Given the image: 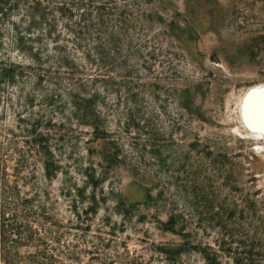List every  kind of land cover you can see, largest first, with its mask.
<instances>
[{
  "label": "rangeland",
  "instance_id": "rangeland-1",
  "mask_svg": "<svg viewBox=\"0 0 264 264\" xmlns=\"http://www.w3.org/2000/svg\"><path fill=\"white\" fill-rule=\"evenodd\" d=\"M141 8L154 70L140 76V87L122 72L88 79L86 91H98L100 105H79V112L40 105L41 87L25 71L15 85L0 83V120L50 129L60 169L52 180L40 163L35 170L55 221H76V209L88 210L95 197L90 236L114 232L119 245L155 264H165L158 249L176 248L182 234L227 256L243 253L245 264H264V141L251 136L241 114L247 90L264 85V0H142ZM9 28L0 21V67L31 66ZM33 90L35 105H25ZM95 123L105 139L94 138ZM104 155L113 162L96 167L97 177L105 168L112 173L93 187L85 171ZM172 214L180 215L175 233L167 230ZM91 257L83 254L80 264H100ZM181 260L202 262L197 254Z\"/></svg>",
  "mask_w": 264,
  "mask_h": 264
},
{
  "label": "trees",
  "instance_id": "trees-1",
  "mask_svg": "<svg viewBox=\"0 0 264 264\" xmlns=\"http://www.w3.org/2000/svg\"><path fill=\"white\" fill-rule=\"evenodd\" d=\"M141 1L0 0V21L10 25L8 34L14 45L32 61L29 67L1 65L0 83L15 85L25 71L32 72L43 93L40 105H75L79 112L85 108L81 105H100V93L86 91L88 79H113L112 75L122 72L132 78L130 83L140 87V76L154 70ZM17 16L20 22L14 20ZM101 82L105 86L110 83L105 79ZM36 96L33 90L23 102L35 105ZM90 126L95 139L108 135L99 124ZM50 137V129L41 122L24 121L9 127L0 120V264H80L85 253L100 264H155L154 257L146 260L131 253L126 244L119 245L114 232L99 229L98 235L90 236V215L97 213L95 197L88 210L76 209V221L68 225L50 215L36 188L35 170V162L40 163L45 177L52 180L60 169ZM112 158L104 155L102 161L85 171L93 187L104 183L112 173L105 168L101 178L97 177L96 167L109 166ZM179 217L170 216L167 230L177 232ZM185 226L183 219L182 231ZM182 235L184 242L176 248L158 249L165 258L160 261L186 264L181 260L184 255L197 254L202 259L200 264H227L222 249L191 244L192 235ZM82 244L89 245L91 251H82ZM23 248L26 255L21 254ZM230 256L232 264H245L243 253Z\"/></svg>",
  "mask_w": 264,
  "mask_h": 264
},
{
  "label": "bare ground",
  "instance_id": "bare-ground-1",
  "mask_svg": "<svg viewBox=\"0 0 264 264\" xmlns=\"http://www.w3.org/2000/svg\"><path fill=\"white\" fill-rule=\"evenodd\" d=\"M250 93V96H248V104L246 105V118L248 122L253 126L255 129L253 132L251 131V136L255 140H263L264 141V85L262 86H255L251 87L247 90L244 99L247 97V95ZM244 105V100H243ZM243 105L241 108L242 111V121L245 125V122L243 120ZM245 127H247L245 125ZM249 131V132H250ZM257 133V134H255ZM257 136V138H256Z\"/></svg>",
  "mask_w": 264,
  "mask_h": 264
},
{
  "label": "water",
  "instance_id": "water-1",
  "mask_svg": "<svg viewBox=\"0 0 264 264\" xmlns=\"http://www.w3.org/2000/svg\"><path fill=\"white\" fill-rule=\"evenodd\" d=\"M248 96H250V93L247 95V97L244 99V105H243V120H244V122H245V125L247 126V128L248 129H250L252 132L255 130L254 128H253V126L248 122V120H247V118H246V105L248 104ZM255 132V131H254ZM264 133V132H263ZM255 134H257V133H255ZM256 138H257V136H256ZM257 141V140H256Z\"/></svg>",
  "mask_w": 264,
  "mask_h": 264
}]
</instances>
